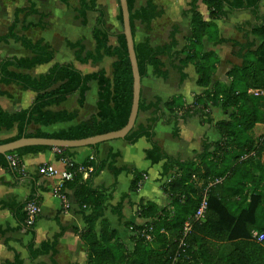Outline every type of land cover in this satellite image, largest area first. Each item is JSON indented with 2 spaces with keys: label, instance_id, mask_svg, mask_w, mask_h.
<instances>
[{
  "label": "trees",
  "instance_id": "trees-1",
  "mask_svg": "<svg viewBox=\"0 0 264 264\" xmlns=\"http://www.w3.org/2000/svg\"><path fill=\"white\" fill-rule=\"evenodd\" d=\"M198 1L190 0L189 3L191 35L178 54L184 55V58L180 59L178 70L181 72L186 64H192L198 75L197 85L204 88V91L193 96L190 103H186L179 96L166 101L155 98L149 104L140 99L138 113L151 110V116L145 124L135 123L123 138V141L129 144L141 137L149 142L150 148L145 150V158L151 164L164 160L163 174L171 178L163 184L167 197L174 204L183 201L188 209L178 210L175 214L171 209L157 210L153 203H138L137 214L142 221L127 225L131 240L130 246H127L116 231L105 225L96 230V222L102 216L106 196L104 190L92 187L93 178L106 166L114 175L121 169L110 167V163L98 159L99 144L89 146L90 156L79 164L73 162L71 149H56L60 152L57 158L65 159V171L70 174V178L63 181L61 191L65 195L67 191L71 192L73 202L85 224L81 239L88 250L87 264H264V240L257 242L252 237L253 232H264V164L256 163L250 167V162L258 158L264 149V136L254 141L249 135L256 124H264V95L254 96L248 93L250 89L264 91V15L258 12L260 0H201L209 13V20L205 21L197 11ZM134 3L135 0H127L133 39L135 22L145 24L147 29L152 20L162 15V10L151 0L146 1L139 9L134 8ZM225 6L236 11H251L254 17L251 33L261 40V44L254 51H251L250 43L242 45L241 64L228 73V83L224 86L214 84L208 88L217 59L214 53L201 51V41L204 36L211 37V33L215 34L212 20L226 17ZM89 11L97 13L96 25L92 29L95 48L85 51L81 41L68 45L74 50L76 61L81 64L100 62L104 57L114 58L111 77H107L104 71L83 74L71 63L54 64L47 73L37 78L17 72L50 63L54 58V50L43 40H32L15 33L19 15L27 17L37 14L31 4L27 8L15 10L14 20L7 33L0 36V42L12 39L27 49L31 56L2 59L0 83L20 85L33 91L35 97L27 109L7 113L0 108V130L16 128V134L0 140V144L21 136L79 139L114 131L125 125L132 103V73L122 28L120 26L119 30L114 29L106 22L105 12L97 4V0H79L77 16L84 20ZM117 19L121 25L120 12ZM112 36L116 39V46L108 44ZM171 36L169 43L158 46H152L148 38L134 42L141 79L146 76L149 66L156 75L166 77L162 58L174 55L176 43L173 33ZM246 53L254 54L255 59H245ZM90 81L97 84L94 114L66 130L53 133L40 130L34 133L26 132L30 123L48 126L77 118L79 109L70 112L50 111L47 107L59 106L75 93L79 96L78 106L81 107ZM0 95H3L2 91ZM212 107L222 109L225 119L215 124L219 140L204 147L199 162H202V177L207 181L215 178H222V181L208 189L207 210L201 219L193 220L202 188L196 190V186L190 182L192 175L200 170L192 168L191 164H182L166 156L154 140V128L158 123H175L195 114L199 115L203 122L210 123L209 113ZM52 149L30 146L0 154V167L17 177L21 172L20 166L12 167L7 156L21 158L28 153ZM243 156L247 157L241 159ZM110 158L112 159L111 156ZM80 167L83 170H79ZM85 170L87 177L83 180ZM141 180L142 174L135 173L130 191L138 190ZM178 187L184 189L183 193L186 192L184 197L175 194L174 189ZM30 202L31 200H27L16 205L14 215L18 222L33 234V226L26 224L25 207ZM186 221L190 222V230L183 234ZM144 233L149 234L151 239H145L142 236ZM216 243L231 247L227 252L219 254L218 248H214ZM47 248L54 249V243L43 246L42 252ZM28 252L33 259L41 251L32 250L31 246H28Z\"/></svg>",
  "mask_w": 264,
  "mask_h": 264
},
{
  "label": "crops",
  "instance_id": "crops-1",
  "mask_svg": "<svg viewBox=\"0 0 264 264\" xmlns=\"http://www.w3.org/2000/svg\"><path fill=\"white\" fill-rule=\"evenodd\" d=\"M148 0H135L134 8L139 9ZM162 10V15L151 21L146 29L145 24L137 21L134 24V42H141L148 38L152 46L169 43L172 39L176 43L174 55L170 58L163 57V69L167 74L165 78L156 75L151 66L147 74L141 79L140 99L149 104L155 98L166 101L172 97L179 96L186 103H190L193 96L199 95L204 88L197 85L198 75L192 64H186L181 72L180 59L184 55H178L187 39L191 35V15L188 13L190 0H151ZM37 11L27 17L19 15L15 28L18 36H26L32 40H43L54 50V58L50 63L35 66L28 70H19L37 78L47 73L54 64L71 63L83 74L104 71L107 77H111L112 63L114 58L104 57L100 62H87L81 64L76 61L74 50L68 43L81 41L85 51H92L95 48V41L92 38V29L96 25L97 13L89 11L85 19L77 16L79 0H0V36L7 33L8 27L15 17V10L30 6ZM97 4L105 12V20L114 29H120V22L117 19L119 14L118 0H97ZM258 12L264 15V0L258 3ZM224 9L226 17L212 20L216 32L211 37L204 36L201 41L202 52H212L216 56L215 68L211 75L209 87L214 84L224 86L228 83V73L241 64V46L251 44V51H254L261 44V40L251 33L254 24V17L250 10H231L228 6ZM197 11L205 21L209 20L207 7L201 0L197 2ZM108 44L116 46L115 37H110ZM31 53L12 39L0 42V61L6 57H27ZM244 58L254 60L252 53H246ZM0 108L7 113H14L27 109L35 93L24 89L17 84L0 83ZM78 94L70 95L59 106L47 107L50 111H73L79 109L77 118L68 122H57L48 126L30 123L27 126V133H34L37 130L46 133L66 130L74 126L91 114L96 112L97 84L89 82V89L86 92L84 103L78 106ZM151 116V110L139 112L136 123L145 124ZM210 123L203 122L199 115H191L180 119L175 123H158L154 128V140L158 143L161 151L168 157L173 158L182 164H191L192 168H199L197 174L192 175L191 184L196 190L202 191L220 183L215 180L207 181L201 176L203 173L202 162L199 157L204 147L219 140L215 124L225 119L222 109L212 107L210 109ZM256 124L254 128L260 126ZM250 131V132H251ZM16 134V128L0 130V140L9 138ZM250 135V133H249ZM150 148L149 142L141 137L133 144L123 139H115L99 144L98 159L110 163V167L121 169L116 175L112 174L107 166L92 180V187L104 190L106 201L101 218L96 222V230L105 225L110 230L116 231L121 239L130 246L128 224L141 223L137 214L138 203H153L157 210L171 209L175 214L178 210H184L183 201L174 204L167 197L163 184L169 178L163 174L164 160L151 164L145 158V150ZM74 163H81L90 156L91 149L80 147L71 149ZM59 151L53 148L36 153H28L18 158L20 174L15 177L9 170L0 167V264H87L88 250L81 239V233L85 224L78 213V208L73 202L70 191L66 195L62 193L61 187L67 172L65 159H58ZM112 157V159L110 158ZM53 166L57 170L56 175L45 176L39 172L43 166ZM135 173L146 175L141 187L138 190L130 191L131 182ZM87 173L82 178L85 180ZM206 181V182H205ZM188 188V187H187ZM189 189V188H188ZM176 195L184 197L186 192L183 188H175ZM61 192L65 195L69 207H63V202L55 194ZM189 193V192H188ZM31 200L40 207L33 223V234L22 226L14 215L16 205ZM30 202V203H31ZM188 209V208H187ZM164 211V212H165ZM211 240H209L210 242ZM54 243V249L42 252L43 246ZM216 243L219 254L230 249V245ZM28 246L32 250L41 251L35 258H30ZM211 248V247H210ZM193 264V263H191Z\"/></svg>",
  "mask_w": 264,
  "mask_h": 264
},
{
  "label": "water",
  "instance_id": "water-1",
  "mask_svg": "<svg viewBox=\"0 0 264 264\" xmlns=\"http://www.w3.org/2000/svg\"><path fill=\"white\" fill-rule=\"evenodd\" d=\"M119 12L121 15V28L124 36L128 59L130 62L132 73V103L128 119L123 127L120 129L109 131L102 134H96L89 137L79 139H60V138H43V137H26L21 136L18 139L7 143L0 144V154H6L24 147L30 146H45L51 148L61 149H76L80 147H89L103 142L123 139L134 127L138 116V104L140 100V84L141 78L139 76L136 55L134 51V40L132 36L129 11L127 0H118Z\"/></svg>",
  "mask_w": 264,
  "mask_h": 264
},
{
  "label": "built area",
  "instance_id": "built-area-1",
  "mask_svg": "<svg viewBox=\"0 0 264 264\" xmlns=\"http://www.w3.org/2000/svg\"><path fill=\"white\" fill-rule=\"evenodd\" d=\"M248 93L254 95V96H263L264 95V91L263 90H256V89H250L248 90ZM247 156H243L241 159L246 158ZM7 160L9 161L10 165L12 167H18L19 166V161L18 158L14 155H9L7 156ZM79 170H83L82 167L79 168ZM89 170H91L89 168ZM39 172H41L42 174H44L45 176H52V175H56L57 174V170L53 167V166H43L39 168ZM84 173H86V170L84 171ZM64 178H69L70 174L66 173L63 175ZM146 179V175H142V180L140 182V187L143 183V180ZM171 178H167L166 182H169ZM220 182L219 179H216L214 181V183H218ZM59 187H61V185H59ZM207 195H208V189L205 188L202 191L201 197H200V201H199V205L197 207V209L195 210L192 219L193 220H198L201 219L204 215V213L207 210L208 207V203H207ZM55 196L60 199L63 202V207L68 208L69 207V203L66 200L65 195H63L61 192H56ZM25 211H26V215H27V219H26V224L28 226L33 225L34 223V219L36 217V215L40 212V207L38 205H36L35 203H28L25 207ZM190 230V222L186 221L183 225V234L187 233ZM142 236L145 237V239L150 240L151 236L149 234H142ZM252 237L257 241V242H261L264 240V233H252Z\"/></svg>",
  "mask_w": 264,
  "mask_h": 264
},
{
  "label": "rangeland",
  "instance_id": "rangeland-1",
  "mask_svg": "<svg viewBox=\"0 0 264 264\" xmlns=\"http://www.w3.org/2000/svg\"><path fill=\"white\" fill-rule=\"evenodd\" d=\"M249 133H250V137L252 139H254V141H257L258 139H260L261 137L264 136V124L257 126L256 129H254L253 131H251ZM256 163H261V164L263 163L264 164V149H263V151H261L258 158H255V160H252L250 162V167L251 166L253 167Z\"/></svg>",
  "mask_w": 264,
  "mask_h": 264
}]
</instances>
